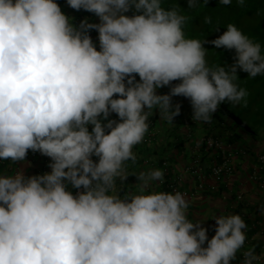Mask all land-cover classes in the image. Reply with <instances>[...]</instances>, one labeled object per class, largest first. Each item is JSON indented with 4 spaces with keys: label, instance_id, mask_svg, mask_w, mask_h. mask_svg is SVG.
<instances>
[{
    "label": "clouds",
    "instance_id": "obj_1",
    "mask_svg": "<svg viewBox=\"0 0 264 264\" xmlns=\"http://www.w3.org/2000/svg\"><path fill=\"white\" fill-rule=\"evenodd\" d=\"M67 3L100 23L77 29L55 0H0V160L24 161L32 150L53 161L48 174L0 175V264H231L246 240L239 214L214 217L209 240L187 218L182 193H146L150 181L163 182L160 169L140 173L139 194L110 193L127 179L123 165L136 160L153 110L172 123L180 114L172 97L183 96L192 119L207 122L223 102L239 104L248 93L234 83L238 70L264 75L261 45L228 24L211 43L234 49L235 63L209 67L205 41L186 38V17L161 0ZM173 81L181 82L170 94H156ZM65 181L84 191L74 196ZM243 256L260 260L254 248Z\"/></svg>",
    "mask_w": 264,
    "mask_h": 264
},
{
    "label": "crops",
    "instance_id": "obj_2",
    "mask_svg": "<svg viewBox=\"0 0 264 264\" xmlns=\"http://www.w3.org/2000/svg\"><path fill=\"white\" fill-rule=\"evenodd\" d=\"M62 12L70 18L77 29L82 22L99 24L100 19L94 13L83 9L71 8L67 0H55ZM89 35L100 51L99 33L95 29H88ZM136 81L140 78L134 74ZM181 81H173L170 85L158 88L157 95L170 94L171 87ZM127 83V81H125ZM180 105V114L172 123L160 117L159 110H153L149 117V130L142 143L135 145L132 149L136 160L126 161L123 165V174L127 179L116 180L114 192L121 197L129 194H139L138 176L140 173H147L150 170L160 169V164L166 160L172 173L173 182L182 190L188 191L190 197L185 198L189 207L186 211L187 218L193 222H202L201 226L207 229L209 240L215 235L217 227L216 216L239 214L247 225L248 233H245L244 246L236 253L235 260L231 264H243V253L249 248H254L255 254L264 262V237L257 233V229L250 230V227L257 221L264 219V191L258 187V183L251 180L250 176L257 173L258 158L264 154V134L251 135L238 132L239 140L231 142L235 135L224 125L212 118L210 121H194V112L189 98L183 96L172 97L173 111L175 106ZM147 111V109H145ZM101 119H103L101 117ZM104 120L103 123H107ZM93 125H88L89 132ZM109 130L106 129V134ZM217 143V146H210L209 143ZM39 151L28 150L24 161L13 163L11 160H0V175H14L21 172L26 178L40 175L45 169L51 172L49 161L42 164L39 159ZM224 155H230L229 164L232 173L225 178L218 193H207L196 191V181L192 179L185 170L192 165L194 160H199L201 171L206 174L212 163H220ZM99 160L98 157H96ZM161 170V169H160ZM207 184L210 183L208 179ZM158 181H150L146 193L161 192L157 185ZM74 187L68 182L67 190L74 193ZM241 194L243 201L237 202L236 196ZM207 246V243L204 245Z\"/></svg>",
    "mask_w": 264,
    "mask_h": 264
},
{
    "label": "trees",
    "instance_id": "obj_3",
    "mask_svg": "<svg viewBox=\"0 0 264 264\" xmlns=\"http://www.w3.org/2000/svg\"><path fill=\"white\" fill-rule=\"evenodd\" d=\"M165 9H175L186 17L183 31L186 38L199 39L206 51L209 67L227 68L235 63V50L216 48L211 41L217 39L227 30L228 24L235 25L254 43L261 45L264 55V0H232L230 5H223L219 0H199V6L189 8L188 0H161ZM135 10L125 13L132 17ZM210 18L211 22L206 23ZM239 79L234 81L239 88L247 90V97L239 104L225 101L212 114L218 126L229 128L235 135L231 142L239 140L238 132L251 135L264 134V75L252 78L248 73L239 71Z\"/></svg>",
    "mask_w": 264,
    "mask_h": 264
},
{
    "label": "built area",
    "instance_id": "obj_4",
    "mask_svg": "<svg viewBox=\"0 0 264 264\" xmlns=\"http://www.w3.org/2000/svg\"><path fill=\"white\" fill-rule=\"evenodd\" d=\"M114 99L120 98L118 95L113 97ZM108 120H115L120 122L119 117L115 113H111L108 117ZM110 131V130H109ZM210 146H217V143L210 142ZM94 162L98 163V160L95 155L91 157ZM39 159L42 164L47 163L49 157L39 154ZM230 155H224L222 161L220 163H212V165L208 168L207 173L204 174L201 171V165L199 160H194L192 165L188 166L185 172L196 181V191L202 192L205 191L207 193H218L220 186L224 184L225 178L232 173V167L229 164ZM160 169L164 172L163 182L158 181L157 185L161 189V192H169L175 193L180 192L182 193L185 198L190 197V193L188 191L180 189L172 180V173L171 167L169 163L164 160L160 164ZM48 174V171L43 169L40 175ZM251 180L258 183V187L261 191H264V154L258 158L257 163V173H254L250 176ZM210 180V183L207 184V180ZM68 185V182L65 181ZM84 191L83 187L80 189H74L73 195H77L79 192ZM237 202L241 203L243 201V196L241 194L236 196ZM257 229V233H260L262 237H264V219L255 222L251 227L250 230ZM249 229H244L245 233H248ZM244 259V256L242 257ZM258 264H264L263 260L260 258Z\"/></svg>",
    "mask_w": 264,
    "mask_h": 264
}]
</instances>
